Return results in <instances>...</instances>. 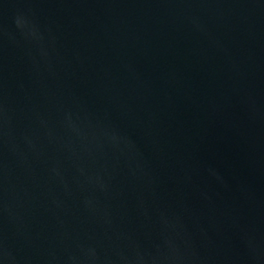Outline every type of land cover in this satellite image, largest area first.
<instances>
[{"label":"water","instance_id":"water-1","mask_svg":"<svg viewBox=\"0 0 264 264\" xmlns=\"http://www.w3.org/2000/svg\"><path fill=\"white\" fill-rule=\"evenodd\" d=\"M0 264H264V0H0Z\"/></svg>","mask_w":264,"mask_h":264}]
</instances>
